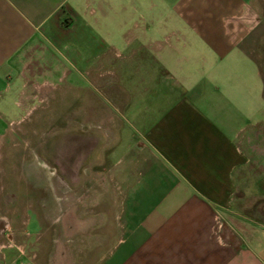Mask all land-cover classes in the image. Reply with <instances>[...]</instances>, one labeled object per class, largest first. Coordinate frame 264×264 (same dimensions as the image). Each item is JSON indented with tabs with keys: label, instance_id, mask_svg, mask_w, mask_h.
Listing matches in <instances>:
<instances>
[{
	"label": "crops",
	"instance_id": "obj_1",
	"mask_svg": "<svg viewBox=\"0 0 264 264\" xmlns=\"http://www.w3.org/2000/svg\"><path fill=\"white\" fill-rule=\"evenodd\" d=\"M256 1L0 0L2 111L68 50L100 47L104 20L130 22L132 66L142 54L149 72L118 107L128 141L112 175L125 199L111 264H264V53L248 46L262 21ZM122 2L131 12L115 10Z\"/></svg>",
	"mask_w": 264,
	"mask_h": 264
},
{
	"label": "rangeland",
	"instance_id": "obj_2",
	"mask_svg": "<svg viewBox=\"0 0 264 264\" xmlns=\"http://www.w3.org/2000/svg\"><path fill=\"white\" fill-rule=\"evenodd\" d=\"M256 5L262 14L260 32L248 46L260 58L264 1L257 0ZM116 8L131 12L126 2ZM103 22L107 26L102 28L100 47L68 50L69 59L61 66L55 63L52 74L38 76L39 85L25 96H9L0 110V229L6 227L0 235V264H111L117 251V237L122 235L117 222L123 221L125 198L120 197L112 175L128 141L126 117L118 107L127 105L129 81L148 76L149 70L142 66V54L136 57L141 63L132 66L130 50L136 42L126 33L130 22L123 18L119 29L110 20ZM151 73L159 77V71ZM66 127H77L88 135L91 144L84 156L94 146L90 133L98 137L95 148L76 165L69 184L53 175L57 173L53 164L43 165L37 151L50 135ZM76 145L72 140L68 144L72 160ZM63 249L69 253L67 258L62 256Z\"/></svg>",
	"mask_w": 264,
	"mask_h": 264
},
{
	"label": "flooded vegetation",
	"instance_id": "obj_3",
	"mask_svg": "<svg viewBox=\"0 0 264 264\" xmlns=\"http://www.w3.org/2000/svg\"><path fill=\"white\" fill-rule=\"evenodd\" d=\"M64 130L65 131H62L60 134L50 135V137L43 142L42 147L37 149V151L40 152L41 158L44 161L43 165H46L45 163L53 164V169L57 172H54L53 175L57 176L59 181L69 184L72 182V175H74L73 173L76 165H78L79 162H83L88 156V153L95 148L98 137L90 133V136L94 138V146H92L90 151L84 156L83 153L86 152L87 146L91 144V141L87 140L88 135L83 134V130L77 127H66ZM71 140L77 144L74 153L77 154L74 160H72V155L69 152L70 147L68 146ZM54 148H56V151H54ZM2 227L3 229H0V235L3 236V231L6 227L3 225ZM2 236H0V239H2Z\"/></svg>",
	"mask_w": 264,
	"mask_h": 264
}]
</instances>
